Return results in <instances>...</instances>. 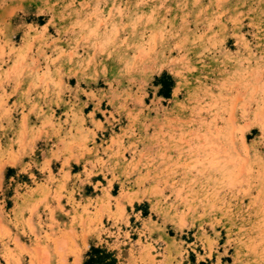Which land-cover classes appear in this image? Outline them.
<instances>
[{
    "label": "rangeland",
    "instance_id": "obj_1",
    "mask_svg": "<svg viewBox=\"0 0 264 264\" xmlns=\"http://www.w3.org/2000/svg\"><path fill=\"white\" fill-rule=\"evenodd\" d=\"M0 264H264V0H0Z\"/></svg>",
    "mask_w": 264,
    "mask_h": 264
},
{
    "label": "trees",
    "instance_id": "obj_2",
    "mask_svg": "<svg viewBox=\"0 0 264 264\" xmlns=\"http://www.w3.org/2000/svg\"><path fill=\"white\" fill-rule=\"evenodd\" d=\"M88 263V262H87Z\"/></svg>",
    "mask_w": 264,
    "mask_h": 264
}]
</instances>
